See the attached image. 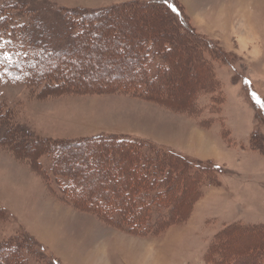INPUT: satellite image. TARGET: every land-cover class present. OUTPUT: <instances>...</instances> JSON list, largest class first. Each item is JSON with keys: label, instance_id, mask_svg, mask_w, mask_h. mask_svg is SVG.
<instances>
[{"label": "rangeland", "instance_id": "1", "mask_svg": "<svg viewBox=\"0 0 264 264\" xmlns=\"http://www.w3.org/2000/svg\"><path fill=\"white\" fill-rule=\"evenodd\" d=\"M173 1L180 15L169 10L166 0H0V9L19 3L23 13L15 15L21 14L18 17L29 23L47 18L60 31L65 15L73 16L75 26H80L84 15L109 10L106 19L114 24V37L120 34V15L128 13L143 26L141 38L150 40L149 61L154 64L148 81L129 90L113 86L118 78L107 80L101 74L80 86L71 85V78L63 74L55 76L57 86L50 88L28 86L21 80L11 85L2 80L10 79L1 66L0 156L25 175L10 180L0 170V251L6 258L2 262L74 264L75 258L69 255L82 253L87 260L81 257L77 264H102L107 241L115 264H230L231 259L260 249L264 233L257 236L240 227L229 229L219 242L213 240L230 225L264 223V5L253 11L250 29L244 17L236 16L242 5L251 11L252 0ZM84 23L89 24L92 38L97 37L91 28L94 20ZM57 36L62 42L71 38L68 33ZM9 44L14 41L4 37L2 50L9 49ZM17 50L25 53L21 46ZM106 51L105 58L111 56L114 45L109 44ZM79 53L64 52L67 58L57 56L56 63L76 65L78 57L91 59ZM193 132L218 156L193 149ZM59 148H64L66 156L75 150L82 155L73 166L65 163V169L57 164L62 161L55 153ZM126 152L149 155L146 163L156 164L155 178L164 182H149L141 162L136 166L140 178L135 185H126L124 176L135 164ZM95 154L102 157L98 166L92 161ZM106 164L109 194L120 191L128 205H121L127 209L123 214L117 204L120 195L112 198V204L107 202L115 209L114 220L93 213L86 208L87 202L73 204L63 191L70 190L66 188L73 182L67 170L73 175V168L94 177L101 174L94 186H88L86 176L77 186L89 202L96 199L93 191L107 189L106 171L102 172ZM146 192L143 201L139 196L145 199ZM45 206L71 210L60 215L70 219L69 226L45 225V220L56 219L53 213L43 218ZM141 208L146 209L144 217L133 228L132 214ZM47 231L64 243L43 239ZM228 234L232 240H225ZM120 238L130 241L125 252ZM163 245L169 247V255L161 262L155 258L165 249L154 248ZM259 264H264V257Z\"/></svg>", "mask_w": 264, "mask_h": 264}, {"label": "trees", "instance_id": "2", "mask_svg": "<svg viewBox=\"0 0 264 264\" xmlns=\"http://www.w3.org/2000/svg\"><path fill=\"white\" fill-rule=\"evenodd\" d=\"M166 4H168L170 7V11L175 13L176 15H180L181 11L178 8V6L175 4L173 0H166ZM24 6L20 5L19 3L15 4H4V6L0 9V69L1 66H3L5 69V73L9 76L8 80L4 75L5 78H2L3 81L10 83H14L15 81H23L28 86H37V85H45V87L50 88L53 86H57L55 76L58 75L61 77L64 75L70 77L69 83L71 85L78 84L79 86L81 84L89 83L91 78L93 76H97L101 74L102 76L106 77L107 80H110L111 78H118L116 84L113 86H119L126 88V90H129L130 88H136V86L145 84L146 81H148V73H151L152 68L154 64L149 61V54L151 50H153L150 40H146L141 38V30L143 29V26L137 25L135 22V19H131L126 14H121L119 19H121L120 22V34L119 36H111V32L114 29V24L112 22H107V13L109 14L110 11H98L95 13H90L88 15H84V17L81 19L80 26H75L76 20L73 16H66L64 20H61L60 23H63L62 30L56 29L57 27L51 25L47 20V18H34V22L29 23L26 20L22 19L21 17H18L20 15H15L16 13H23ZM175 9V11L173 10ZM29 12V11H27ZM88 19H93L94 23L95 20H100V22L96 21V23L92 25V29L97 34V37L94 39L92 38L93 32L89 28V24H85L84 22ZM97 29V30H96ZM122 30V31H121ZM78 33H77V32ZM72 32V33H71ZM81 32V33H80ZM86 32V35L83 37L84 33ZM62 33H68L69 36L71 35L70 41L68 42H62L60 38H58L57 34ZM76 33V35L74 34ZM105 33L106 37H102L101 35ZM74 34V35H73ZM81 35V38L80 37ZM100 34V35H99ZM130 34V35H129ZM89 35V39L86 38V36ZM91 35V38H90ZM55 38L53 39V37ZM4 37L6 40L11 39L14 41V45L9 44V49L2 50L3 46V40ZM91 42V43H89ZM6 43V41H5ZM90 44V45H89ZM109 44L114 45V51H112L111 56L106 57L107 55L105 52L106 49L108 50ZM141 45V46H140ZM160 45V44H159ZM21 46L22 49L25 51L24 54L18 52V47ZM166 46V45H165ZM190 46V45H189ZM192 46V45H191ZM90 48V49H89ZM102 49L105 51L101 53L99 49ZM143 48L142 52L140 51ZM163 48V46H162ZM146 50V51H145ZM161 50V48H160ZM164 50V49H163ZM3 51V52H2ZM74 52L78 53L80 51L81 58L83 55H86L88 58L91 57V59L86 62L82 61V59L77 58L78 62H76V65H74L72 62V65L70 62H65L64 64L68 66V64L71 65V67L66 68L64 67V64L56 63V57H65L66 54L64 52ZM168 51V50H167ZM154 52H158L154 50ZM93 54V55H90ZM76 55V54H75ZM7 57V58H5ZM153 59V56H152ZM68 60V59H67ZM69 61V60H68ZM85 63L84 67L83 64ZM80 66V67H79ZM179 68V71L183 73L182 68L177 66V69ZM138 71V72H137ZM114 73L116 75L114 76ZM3 74V73H2ZM1 74V75H2ZM120 74V75H118ZM110 78V79H109ZM49 82V83H48ZM52 83V84H51ZM151 83V82H149ZM61 85V84H60ZM130 142V141H127ZM119 143H123L122 141H119ZM132 143V142H131ZM120 145V144H119ZM86 147V146H84ZM64 148L59 150H56L55 153H57L58 159H62V161L57 162L58 166L63 165L65 166V169H67V164L69 163L72 166L73 163L78 160L82 152L79 150H75L71 153H73L71 156H66L63 154ZM87 149V148H85ZM88 150V149H87ZM93 150V149H91ZM91 150L89 152H91ZM65 153V152H64ZM125 155H130L129 152H126ZM173 156L176 158H179L180 156L187 159V157L178 155ZM95 157H93L94 163H97V166L100 165L101 156L99 154H95ZM131 161H133L135 164L134 166H129L130 171L126 173L124 176L125 179L123 181L126 185L131 184L135 185L137 177L139 176V170H137V165L139 166L141 162L143 168L145 171L143 172V175L145 178L148 179L149 182L151 181H161L164 182V180L155 178V174L158 173L156 164H148L146 163L147 160L150 161L151 158L149 155L139 152L138 156L130 155ZM152 157V156H151ZM157 157H153V160H155ZM146 159V160H145ZM119 162V161H116ZM145 162V163H144ZM64 163V164H62ZM106 166H103L105 170L102 169V172L106 171V179L103 180L105 183H107L106 187H108V181L111 180L109 177L108 170ZM214 169L217 167L214 165ZM70 169V168H68ZM82 169V168H81ZM73 172L76 175H73L67 170V172L72 175L71 178L73 179V182L68 185L66 189L70 190H63L66 192V196L68 198H71V200L74 201L73 204L78 203H85L87 202L86 208H90V210L100 215L99 213H102V216L109 218V220H114L115 216V209L112 210L110 206L107 205V202L110 203L112 198H115L116 195H120L119 198H117L119 206L121 207V211L123 214L126 213L127 209L124 208L125 206L128 207L127 203L125 204L124 196L121 194V192L115 191L113 196L109 193L112 192V190L103 189L102 190H95L93 191L92 195H96V199L89 202L88 198L85 199L82 195L83 190L77 189V186L82 184L83 178L86 176V182L88 186H94L97 182L98 176L101 174H98V176H92L89 172H82L79 169L73 168ZM143 170V169H142ZM141 170V172H142ZM101 173V171H100ZM168 173V172H167ZM167 176V174H166ZM101 177V176H100ZM102 178V177H101ZM155 178V179H154ZM164 178V177H163ZM72 181V180H70ZM145 181V182H144ZM141 181L142 184L146 185V180ZM76 185V186H75ZM136 191V190H135ZM159 196L164 194V192H159ZM172 196V193L169 194ZM145 199L144 196H139L141 200H147L148 193H145ZM159 197L157 196L155 200H157ZM104 199V200H102ZM114 201V200H113ZM155 203V202H154ZM115 205V204H114ZM124 206L122 208V206ZM134 211V210H133ZM146 211L145 208L136 209L134 214H132V227H137L141 223L142 217H144V212ZM130 210L127 212L130 214ZM149 212V211H148ZM105 214V215H104ZM124 222V220H119V222ZM131 227V228H132ZM240 227L244 230H247L249 232L254 231L255 235L262 236V232L264 233V225H249L244 226L240 224H233L229 227H225L221 231L220 234L216 236V238L213 240L214 242H219L218 240L227 233V231L231 228ZM230 234L226 235L225 240H229V238L232 240V238L229 237ZM264 237V236H263ZM257 251L253 252V250L249 251L248 254L245 253L242 258H235L233 259L230 264H259L262 262V258L264 257V240L259 239V246ZM11 253L12 251L9 250ZM1 251H0V262H2L3 258L1 257ZM237 259H239L237 261ZM6 260V258H5ZM237 261V262H236ZM0 264H10L8 261H4Z\"/></svg>", "mask_w": 264, "mask_h": 264}, {"label": "bare ground", "instance_id": "3", "mask_svg": "<svg viewBox=\"0 0 264 264\" xmlns=\"http://www.w3.org/2000/svg\"><path fill=\"white\" fill-rule=\"evenodd\" d=\"M205 2V3H207L209 0H196L195 1V3H200V2ZM242 1H247V0H242ZM260 0H258V2L257 1H255V0H252V3L250 4V8L252 9L251 11L250 10H246V9H244L245 7L240 3V6L242 5V7H240L239 8V11H238V15L236 16V17H240V18H242V17H244L245 18V23H246V25L251 29V22H253L252 21V19H253V17L255 16V14H253L254 12L253 11H255V12H258V11H256V9H257V7H259V6H261L262 4L264 5V1H261V2H259ZM249 7V6H248ZM249 14V18H248V15ZM244 25V24H243ZM242 25V26H243ZM170 119H172V118H170ZM193 135L194 136H192V138H190V139H192V144H193V149H196L197 151H200V152H202L203 154H206L207 156H211L212 158H215V157H217L218 156V153L216 152V151H213V149L211 148V146L206 142V141H204L203 139H201L202 137H200L197 133H195V132H193ZM1 158H0V170H3V172H5L8 176H10V180H15V179H23L24 178V174L21 172V171H16V170H14V168L9 164V163H7V161L6 160H8V161H10L8 158H5V159H3V157L2 156H0ZM3 160V161H2ZM21 170V169H20ZM12 175H14V177H11ZM15 182H11V184H14ZM49 204V203H48ZM17 210V209H16ZM19 211V210H18ZM71 211V210H70ZM70 211L67 213V211H65V210H62L59 206H55V207H53V208H50V207H48V206H45V208L43 209V214H44V216H43V218L44 219H46L47 218V216H48V214H51V213H53V214H51L53 217H56V219L55 220H53L52 218H51V220L49 221V219H47V220H45L44 222H45V225H48L49 223H52V224H63L64 225V227H66L67 228V226H69V222H68V220H70V219H65V218H63L62 216H64V215H66V214H70ZM78 211V210H77ZM24 211H22V213H23ZM43 214H41V215H43ZM41 215H39V217H41L42 218V216ZM60 215H62V216H60ZM38 217V219H40ZM67 221V222H66ZM41 222H42V220H41ZM75 223V222H74ZM72 227V226H71ZM86 229H89L88 227H85ZM45 230H47V229H45ZM38 232L40 233L41 232V229H39V227H38ZM44 232V231H43ZM48 232V233H47ZM46 232V236H44V238L43 239H46V241L48 240V241H50V242H52L53 244H54V241L57 239L58 240V242L59 243H64V241H63V238H62V240L61 239H59V237H57L58 235H49V231H47ZM99 234V233H98ZM105 239H107V238H105ZM45 241V240H44ZM120 247L124 250V252L125 251H127L128 249H129V243H130V241H128V240H126V238H125V240H124V238H120ZM44 243H46V242H44ZM122 243V244H121ZM123 243H125V244H123ZM142 243V242H141ZM46 244H48V243H46ZM45 244V245H46ZM109 243H108V241L107 242H105V245H104V249L102 250V258H103V260L101 261V263L102 264H115V259L114 258H112L113 256H112V251H111V246L110 245H108ZM49 246V245H48ZM76 250L77 249H79V248H75ZM154 249H156V250H164L165 249V255L163 254V252L161 253L162 255L158 258H155L157 261H161L162 262V259H163V257H166V255L169 253L168 252V249H169V247H167V246H165V245H163V246H158L157 248H154ZM153 249V250H154ZM78 252V251H77ZM127 253V252H126ZM65 255V257H66V255L67 254H64ZM80 255H82V256H76V255H69V256H73L75 259H73L74 260V264H77V262L78 261H80L81 259L82 260H87L86 259V256L85 255H83L82 253L80 254ZM169 255V254H168ZM121 256V255H120ZM171 259L173 260V262L175 261L173 258H174V256L171 254ZM82 257V258H81ZM81 258V259H80ZM98 258L100 259V256L98 255ZM161 259V260H160ZM168 259H169V256H168ZM60 260H62V261H64V259L63 258H61ZM167 260V259H166Z\"/></svg>", "mask_w": 264, "mask_h": 264}, {"label": "crops", "instance_id": "4", "mask_svg": "<svg viewBox=\"0 0 264 264\" xmlns=\"http://www.w3.org/2000/svg\"><path fill=\"white\" fill-rule=\"evenodd\" d=\"M202 134V133H201ZM250 225H258V223H251ZM262 225H264V223L262 224Z\"/></svg>", "mask_w": 264, "mask_h": 264}, {"label": "snow or ice", "instance_id": "5", "mask_svg": "<svg viewBox=\"0 0 264 264\" xmlns=\"http://www.w3.org/2000/svg\"><path fill=\"white\" fill-rule=\"evenodd\" d=\"M174 11H175V9H173ZM5 58H7V57H5Z\"/></svg>", "mask_w": 264, "mask_h": 264}]
</instances>
